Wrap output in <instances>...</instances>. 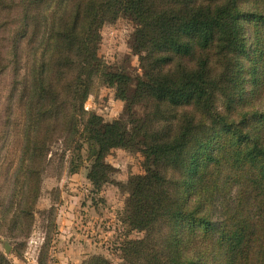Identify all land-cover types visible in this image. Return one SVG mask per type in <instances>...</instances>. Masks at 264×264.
<instances>
[{
  "label": "trees",
  "instance_id": "trees-1",
  "mask_svg": "<svg viewBox=\"0 0 264 264\" xmlns=\"http://www.w3.org/2000/svg\"><path fill=\"white\" fill-rule=\"evenodd\" d=\"M21 4L11 64L0 47V77L10 65L14 74L2 147L16 145L0 166L11 184L0 195V234L30 236L54 155L62 168L69 152V172L86 167L99 190L114 171L107 156L123 148L143 157L122 214L143 237L121 243L123 264H264V0ZM15 7L0 0V14ZM120 17L136 25L135 76L99 55L101 28ZM7 25L0 15V30ZM97 77L127 103L120 118L85 109ZM47 258L43 249L39 264ZM0 264H13L1 249Z\"/></svg>",
  "mask_w": 264,
  "mask_h": 264
},
{
  "label": "rangeland",
  "instance_id": "rangeland-1",
  "mask_svg": "<svg viewBox=\"0 0 264 264\" xmlns=\"http://www.w3.org/2000/svg\"><path fill=\"white\" fill-rule=\"evenodd\" d=\"M7 1L16 5L11 11L3 10L0 14L2 22L8 23L0 30L3 63L8 65L12 56V32L18 24L21 25L22 0ZM135 30L136 25L130 19L120 17L115 22L104 24L99 45V55L105 63L124 69L133 76L143 72L139 56L131 47ZM13 78L10 65L0 77V166L7 165L16 153V145L12 143L4 148L1 139L8 121ZM126 106L127 103L116 96L115 88L107 85L101 77L95 79L92 93L85 102V109L109 122L123 116ZM138 112L141 113L140 108ZM61 148V144H55L52 151L60 153ZM54 158L56 162L47 168L42 177L41 194L30 236L13 239L0 234V249L13 264H39L43 249L48 257L45 264H85L98 256L106 259L108 264H123L121 243L126 238L143 237L142 232L129 230L122 221L128 195L125 185L131 175L143 172L142 155L123 148L113 149L106 161L114 171L109 182L99 190L87 178L86 167L77 173L69 172V152L62 168L58 167V157L54 155ZM1 186L3 191H0V195L8 196L10 180L4 179L0 182ZM52 207L54 214L51 216L47 211ZM17 240L25 244L20 256L12 252ZM7 242L11 245L9 252L5 248Z\"/></svg>",
  "mask_w": 264,
  "mask_h": 264
},
{
  "label": "water",
  "instance_id": "water-1",
  "mask_svg": "<svg viewBox=\"0 0 264 264\" xmlns=\"http://www.w3.org/2000/svg\"><path fill=\"white\" fill-rule=\"evenodd\" d=\"M5 248H6L7 252H9L11 250V245L9 244V242L6 243Z\"/></svg>",
  "mask_w": 264,
  "mask_h": 264
}]
</instances>
